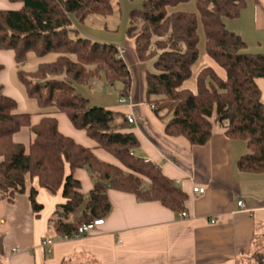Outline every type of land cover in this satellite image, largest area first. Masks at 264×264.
Segmentation results:
<instances>
[{"label": "trees", "instance_id": "obj_1", "mask_svg": "<svg viewBox=\"0 0 264 264\" xmlns=\"http://www.w3.org/2000/svg\"><path fill=\"white\" fill-rule=\"evenodd\" d=\"M8 1L20 6L0 8V51L13 52L17 64H23L29 52L38 57L56 53L57 57L39 63L33 72L17 69L26 93L42 110L36 122L31 113L19 109L13 97L3 93L0 83L1 198L12 202L16 195L26 193L33 214L39 217L43 205L37 200L33 181L52 196L60 194L63 201L56 204L48 221L61 238H73L83 223L109 214L108 189L182 212L187 194L156 163L140 154V139L127 117L120 111L91 105L75 88V84H88L103 76L110 85L121 82L120 96L129 93L131 73L117 46L81 37L72 27L73 15L83 22L91 14H111L112 0ZM188 1L141 0L140 8L129 11L126 34L134 41L138 59L156 55L153 70L145 72V101L157 118H167V136H183L192 146L205 145L218 125L228 138L247 144L249 151L236 162L238 170L263 173L264 103L256 80L264 78V53L247 52L245 41L224 21L237 18L245 2L194 0L196 11H169ZM199 24L205 55L225 76L205 65L196 73L192 90L183 84L200 58ZM71 32H75L74 37ZM3 67L0 62V72ZM49 107L64 113L94 146L62 133L54 112L44 110ZM23 127L31 136L28 144L14 139ZM95 149L108 153L114 161L100 159ZM77 169H87L93 180L86 197L75 177ZM256 258L264 263V255Z\"/></svg>", "mask_w": 264, "mask_h": 264}, {"label": "crops", "instance_id": "obj_2", "mask_svg": "<svg viewBox=\"0 0 264 264\" xmlns=\"http://www.w3.org/2000/svg\"><path fill=\"white\" fill-rule=\"evenodd\" d=\"M244 2L237 18L224 20L226 27L242 37L247 52L264 53V0ZM199 52L192 75L183 84L192 90L196 73L205 65L225 76L205 51ZM125 62L128 65V59ZM256 83L264 103V78ZM144 92L145 78L139 75L132 79L127 100L120 103L118 97L109 100V106L133 118L129 126L140 139V154L187 194L183 210L187 216L180 217L159 202L140 201L133 194L108 189L111 211L103 224L86 235L61 238L48 220L63 198L50 195L33 181L37 200L43 205L39 217L33 214L26 193L16 195L12 202L0 195V264H264L256 258L264 255V172L238 170V158L249 151L246 142L228 138L218 125L205 145L192 146L183 136H167ZM60 114L53 113L57 121ZM40 117L34 120L32 116V121ZM90 141L81 144L93 147ZM95 153L102 160L114 161L100 149ZM75 177L81 191L89 192L91 176L77 169ZM195 186L204 192L194 193ZM239 200L244 208L237 205ZM45 238L52 239V244L43 246Z\"/></svg>", "mask_w": 264, "mask_h": 264}, {"label": "rangeland", "instance_id": "obj_3", "mask_svg": "<svg viewBox=\"0 0 264 264\" xmlns=\"http://www.w3.org/2000/svg\"><path fill=\"white\" fill-rule=\"evenodd\" d=\"M112 5L113 12L111 14L105 16L91 14L87 16L83 22L78 21L74 15L71 16L72 27L78 31V35L81 37H86L93 41L103 43H113L117 46L118 50H126L127 54L121 57L124 60L128 59V67L131 72L132 79L136 80L140 75L144 80L145 72L147 70H153V62L156 55L146 60H139L134 49L133 41L126 34V29L129 24V11L133 8H140L141 0H112ZM19 6V3H11L8 0H0V8L16 9ZM173 10L196 11L194 0H189L188 2L182 3L176 7L169 8V11ZM199 35V51L203 52L204 35L200 24ZM71 36L74 37L75 32H71ZM56 57V53H49L43 57H38L33 52H29L25 62L23 64H17L11 52H0V62L4 66L0 73V83L4 85L3 92L6 95L12 96L17 101L19 109L31 113L34 120L37 116H39L38 112L42 110L37 101L34 98L29 97L26 93L24 85L18 78L17 69L21 67L26 72H33L37 69L39 63L48 62L51 59L54 60ZM208 60L211 64L220 68L211 59ZM60 77L64 78L65 75H61ZM75 88L78 92L90 99L91 105H99L110 108L109 100L115 99L116 101L117 98L120 97L119 92L122 89V84L117 81L113 85H110L105 81L103 76H101L100 78L92 79L88 84H75ZM44 110L50 112L54 111L55 108L49 107ZM166 120L167 118L160 121L164 124V121ZM58 121L59 128L63 133L72 136L78 141H82L81 143L85 145L90 144V139L85 137L86 135H84L85 133L83 131L74 129L65 114L62 113L58 115ZM14 139L18 142L28 144L30 139L28 129L23 127L14 135ZM84 170L90 175L87 169ZM143 185L145 186V183ZM87 194L88 192L84 193L85 197ZM82 207L83 206L79 208L77 214L81 212Z\"/></svg>", "mask_w": 264, "mask_h": 264}, {"label": "built area", "instance_id": "obj_4", "mask_svg": "<svg viewBox=\"0 0 264 264\" xmlns=\"http://www.w3.org/2000/svg\"><path fill=\"white\" fill-rule=\"evenodd\" d=\"M124 53V49H121V50H118V55L119 56H122V54ZM127 100V97L126 96H120L118 98V101L120 103H123ZM127 120L129 123H131L133 121V118L132 117H127ZM193 192L194 193H203L204 192V188L203 187H199V186H195L193 187ZM237 205L240 207V208H244L245 204L242 200H239L237 202ZM178 215L180 217H185L187 216L186 212L182 211V212H178ZM104 222V218H91L88 220V222H85L83 223L77 230L76 234L74 235V237H79V236H83V235H86L89 231H91L92 229H94L96 226L98 225H101L103 224ZM52 239L50 238H45L44 240L41 241V244L43 246L45 245H51L52 244ZM18 248H14L13 250H17Z\"/></svg>", "mask_w": 264, "mask_h": 264}]
</instances>
